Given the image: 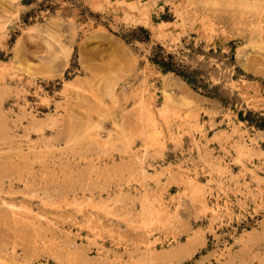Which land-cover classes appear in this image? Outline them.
Listing matches in <instances>:
<instances>
[{
	"label": "rangeland",
	"instance_id": "rangeland-1",
	"mask_svg": "<svg viewBox=\"0 0 264 264\" xmlns=\"http://www.w3.org/2000/svg\"><path fill=\"white\" fill-rule=\"evenodd\" d=\"M0 264H264V0H0Z\"/></svg>",
	"mask_w": 264,
	"mask_h": 264
},
{
	"label": "bare ground",
	"instance_id": "bare-ground-1",
	"mask_svg": "<svg viewBox=\"0 0 264 264\" xmlns=\"http://www.w3.org/2000/svg\"><path fill=\"white\" fill-rule=\"evenodd\" d=\"M179 248H180V247H179ZM179 248H177V249H179ZM180 250H181V251H184V249L180 248L179 250H177V252H179ZM177 252H176V253H177ZM179 253H180V252H179ZM166 256L168 257L169 255H166ZM166 256H165V257H166ZM162 257H163V256H162ZM229 257H230V254H229ZM228 261H229V260H228ZM228 261H227V262H228Z\"/></svg>",
	"mask_w": 264,
	"mask_h": 264
}]
</instances>
